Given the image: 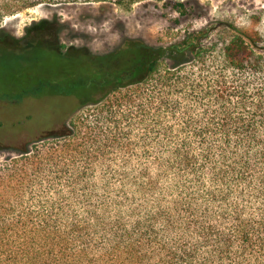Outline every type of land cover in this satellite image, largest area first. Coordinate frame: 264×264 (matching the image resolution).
Returning a JSON list of instances; mask_svg holds the SVG:
<instances>
[{
  "label": "trees",
  "instance_id": "16d2710c",
  "mask_svg": "<svg viewBox=\"0 0 264 264\" xmlns=\"http://www.w3.org/2000/svg\"><path fill=\"white\" fill-rule=\"evenodd\" d=\"M138 1L0 0V22L41 3ZM172 1V9L187 15L183 0ZM49 44L34 40L22 52L2 44L17 54L42 50L44 60L32 57L34 72L42 67L48 80L58 81L36 121L50 123L53 111L78 114L63 133L40 136L0 159V264H176L163 233L196 226L215 234L207 209L197 215L192 206L205 168L193 145H210L204 160L213 165V183L226 184L236 171L225 155L231 138L239 145L264 128V90L249 93L242 82L244 71L264 72V36L220 23L186 30L167 45L126 39L115 51L89 58L90 69ZM77 72L86 74L75 79ZM213 146L220 162L211 160ZM169 175L177 180L165 188L161 181ZM217 192L207 195L226 200ZM234 219L232 236H220L221 256L242 238L245 254L264 264V224L256 229L239 214Z\"/></svg>",
  "mask_w": 264,
  "mask_h": 264
},
{
  "label": "rangeland",
  "instance_id": "374dc122",
  "mask_svg": "<svg viewBox=\"0 0 264 264\" xmlns=\"http://www.w3.org/2000/svg\"><path fill=\"white\" fill-rule=\"evenodd\" d=\"M183 2L188 11L185 16L171 8L172 0H142L130 6L111 2L41 3L5 16L0 22V132L5 139L0 144V159L38 142L40 136L63 133L78 114L73 110L61 115L56 111L55 115L53 111L55 117L50 123L36 121L45 111L41 104L49 93L58 90V81L48 80L42 67L34 72L32 57L39 55V61L44 60L42 50L17 54L2 44L22 52L34 40L41 44L47 41L55 52L80 58L82 67H88L89 58L115 51L126 39L167 45L186 30L218 27L220 23L254 28L264 36V0ZM82 74L86 73L77 72L75 79Z\"/></svg>",
  "mask_w": 264,
  "mask_h": 264
},
{
  "label": "clouds",
  "instance_id": "9594fccd",
  "mask_svg": "<svg viewBox=\"0 0 264 264\" xmlns=\"http://www.w3.org/2000/svg\"><path fill=\"white\" fill-rule=\"evenodd\" d=\"M180 67L177 65L172 70L176 71ZM234 71L240 73L241 70ZM199 74V69H196L195 73H192V78L196 79ZM227 75L231 77L232 72H228ZM242 82H247L249 93L264 90V72L244 71ZM236 140L235 136L231 138V147L225 153L228 156V164L236 169L226 184L213 183L211 171L213 165L204 160L210 145L206 144L203 147L198 143L193 145L192 155L196 157L198 164H205V168L200 173V184L203 187L195 186L193 189L195 202L192 206L197 215L207 209L205 219L207 224L214 228L215 234H202L196 226L186 231L181 228L163 233V244L175 254L176 264H256V257L245 254L242 238L233 240L228 255L220 254L222 247L220 236H232L237 223L234 218L237 214L241 221L248 222L256 229L264 224V128H259L253 139L245 140L239 145L236 144ZM211 160L221 161V153L215 146L212 147ZM157 171L153 167L152 175L155 176ZM233 176L236 177L234 182ZM188 179L192 180L195 177L189 175ZM176 180L174 175H169L167 179L161 181V185L171 188ZM217 189L227 197L226 200L213 201L207 195L209 192L219 194ZM172 199L173 196L168 197V200Z\"/></svg>",
  "mask_w": 264,
  "mask_h": 264
}]
</instances>
